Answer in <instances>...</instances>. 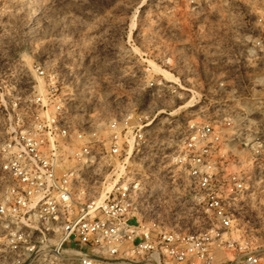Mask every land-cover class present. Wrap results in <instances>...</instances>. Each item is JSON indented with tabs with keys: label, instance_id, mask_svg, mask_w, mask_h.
Returning <instances> with one entry per match:
<instances>
[{
	"label": "built area",
	"instance_id": "1",
	"mask_svg": "<svg viewBox=\"0 0 264 264\" xmlns=\"http://www.w3.org/2000/svg\"><path fill=\"white\" fill-rule=\"evenodd\" d=\"M258 22L203 42V85L220 92L200 122L167 111L176 83L150 80L164 108L115 114L103 136L58 69L0 70V264H264V219H252L264 218Z\"/></svg>",
	"mask_w": 264,
	"mask_h": 264
},
{
	"label": "rangeland",
	"instance_id": "2",
	"mask_svg": "<svg viewBox=\"0 0 264 264\" xmlns=\"http://www.w3.org/2000/svg\"><path fill=\"white\" fill-rule=\"evenodd\" d=\"M263 14L264 0H0V70L22 80L34 60L58 69L71 106L103 136L99 124L115 114L164 108L150 80L176 83L167 111L200 122L220 92L203 85V42L245 37ZM257 195L263 215V185Z\"/></svg>",
	"mask_w": 264,
	"mask_h": 264
},
{
	"label": "bare ground",
	"instance_id": "3",
	"mask_svg": "<svg viewBox=\"0 0 264 264\" xmlns=\"http://www.w3.org/2000/svg\"><path fill=\"white\" fill-rule=\"evenodd\" d=\"M26 62H28V60L24 59Z\"/></svg>",
	"mask_w": 264,
	"mask_h": 264
}]
</instances>
